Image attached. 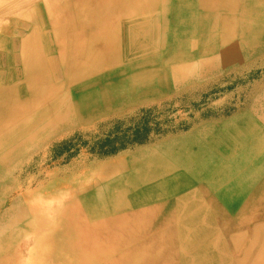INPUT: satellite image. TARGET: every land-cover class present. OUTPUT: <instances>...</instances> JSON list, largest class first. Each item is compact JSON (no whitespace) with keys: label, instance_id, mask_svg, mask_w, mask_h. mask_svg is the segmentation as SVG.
<instances>
[{"label":"bare ground","instance_id":"bare-ground-1","mask_svg":"<svg viewBox=\"0 0 264 264\" xmlns=\"http://www.w3.org/2000/svg\"><path fill=\"white\" fill-rule=\"evenodd\" d=\"M258 64L264 0H0V264H264V139L252 120L264 116L263 78L247 94L259 111L244 107L246 122L226 125L248 135L232 164L190 158L182 171L143 151L64 165L48 153ZM190 127L225 154L219 123ZM114 171L124 178L100 180ZM43 177L56 190L31 188ZM46 200L56 203L35 207Z\"/></svg>","mask_w":264,"mask_h":264},{"label":"rangeland","instance_id":"rangeland-1","mask_svg":"<svg viewBox=\"0 0 264 264\" xmlns=\"http://www.w3.org/2000/svg\"><path fill=\"white\" fill-rule=\"evenodd\" d=\"M232 76L236 77L234 75ZM262 78L264 79V64L251 66L248 71L243 73L242 79L236 77L232 80V82H228V80L223 81L225 82L224 84L226 87L222 86L220 89L218 87L213 88L207 91L208 93L206 95L196 93L184 100L179 98L180 101L177 103L175 102L178 100L170 104H161L160 106L153 105L148 108L139 109L132 113V118L128 115L124 118L110 122L101 129L93 131L90 138L85 135L72 137V139L65 140L66 142L61 144L62 146L60 147L52 146L48 153L49 155H53L55 160L63 162L64 165L82 164L84 161L82 162L80 160H83L86 156H92L94 158L92 159L96 164H107L106 161L112 163L117 162L116 160L118 159L119 161L120 159L125 160L129 154L135 152L143 153V151H145L144 154L147 153L148 155L149 153H153L165 156L168 160L175 162V165L179 168H182V171H186L188 160L190 158L194 160L211 159L210 163L218 162L220 164H232L235 157L241 153L244 155V152L247 149L245 145L248 135H246L245 132L238 133V131H235L234 129H225L226 125L228 126L234 122L243 125L246 122L245 119L248 118L242 116L241 118L237 117V112L244 107L252 105L258 110L259 105H256V101L253 102L254 99H249L247 94L251 92V84ZM239 89L243 90L241 94L238 93ZM188 111L190 112V116ZM128 112L129 111H126L124 113ZM178 114L181 115L179 116ZM178 117L179 119H177ZM252 120L254 121V125L259 128L258 137H254V139L263 140L264 116H256L255 118L253 117ZM201 121H216V123H219L218 128H220V130H218L219 133H217V136L223 139L224 145L220 147L225 149L224 155L216 153L214 147L208 145L201 137H199V135H196L192 127H190L191 124L194 125L195 123ZM176 136L184 138L185 145L183 146V149H168L163 141ZM179 157L185 159L186 163L180 162L179 159H177ZM88 159H86V164L83 166L89 170L90 167L93 165L95 166V164L92 163V159ZM49 168L50 170L53 169V167ZM178 173L181 172L178 171ZM108 175L109 173L100 180L102 182L109 183L122 180L124 178L123 173L119 171H114L113 173L110 172V175ZM260 176L261 177L257 182L258 188L264 186V172ZM188 177L184 174L182 180L186 181L188 180ZM42 179L36 180L34 184L31 185V188L38 193H40L38 189L48 190L49 187H53L55 189L54 184L58 181L46 177H43ZM91 181V178L88 179V183ZM73 182L74 180H68L65 183L72 185ZM57 196H60V193L55 192L51 194L50 198ZM63 196H65V193L61 197ZM96 197L97 200L101 199L99 194ZM38 200H40V198ZM67 202L68 201L65 200L64 203ZM54 203H56L54 200H46L38 203L35 207L38 210H48L50 209L49 207L54 205ZM169 203V201H165L163 203L161 212L166 211ZM41 204L42 206H40ZM20 244L21 245H18V248L21 250H25V248L29 245L26 241H22Z\"/></svg>","mask_w":264,"mask_h":264}]
</instances>
